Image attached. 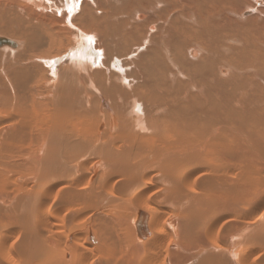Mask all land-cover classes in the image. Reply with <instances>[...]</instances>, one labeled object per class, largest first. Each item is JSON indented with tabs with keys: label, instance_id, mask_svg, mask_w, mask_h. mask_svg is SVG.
I'll use <instances>...</instances> for the list:
<instances>
[{
	"label": "bare ground",
	"instance_id": "obj_1",
	"mask_svg": "<svg viewBox=\"0 0 264 264\" xmlns=\"http://www.w3.org/2000/svg\"><path fill=\"white\" fill-rule=\"evenodd\" d=\"M0 264H264V0H0Z\"/></svg>",
	"mask_w": 264,
	"mask_h": 264
},
{
	"label": "snow or ice",
	"instance_id": "obj_2",
	"mask_svg": "<svg viewBox=\"0 0 264 264\" xmlns=\"http://www.w3.org/2000/svg\"><path fill=\"white\" fill-rule=\"evenodd\" d=\"M69 11H71V9H69ZM89 39H91V38H89Z\"/></svg>",
	"mask_w": 264,
	"mask_h": 264
}]
</instances>
